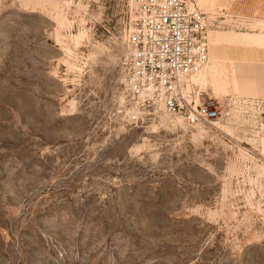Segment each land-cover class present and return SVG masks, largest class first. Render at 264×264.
I'll return each mask as SVG.
<instances>
[{
  "label": "rangeland",
  "instance_id": "rangeland-1",
  "mask_svg": "<svg viewBox=\"0 0 264 264\" xmlns=\"http://www.w3.org/2000/svg\"><path fill=\"white\" fill-rule=\"evenodd\" d=\"M132 1L0 0V264H264V101L208 78L213 126L130 109Z\"/></svg>",
  "mask_w": 264,
  "mask_h": 264
},
{
  "label": "built area",
  "instance_id": "built-area-1",
  "mask_svg": "<svg viewBox=\"0 0 264 264\" xmlns=\"http://www.w3.org/2000/svg\"><path fill=\"white\" fill-rule=\"evenodd\" d=\"M190 0H133L120 57L122 94L134 111L160 110L189 127L213 126L217 102L193 87L208 64L213 25Z\"/></svg>",
  "mask_w": 264,
  "mask_h": 264
},
{
  "label": "crops",
  "instance_id": "crops-1",
  "mask_svg": "<svg viewBox=\"0 0 264 264\" xmlns=\"http://www.w3.org/2000/svg\"><path fill=\"white\" fill-rule=\"evenodd\" d=\"M199 11L233 9L240 13L254 11L264 18V5L258 3L238 5L239 0H190ZM264 23V20H256ZM249 34L208 33V64L195 79L198 84L217 81L238 93L264 101V39ZM213 81V82H214ZM206 93V91L204 92ZM210 94V91L206 93Z\"/></svg>",
  "mask_w": 264,
  "mask_h": 264
},
{
  "label": "bare ground",
  "instance_id": "bare-ground-1",
  "mask_svg": "<svg viewBox=\"0 0 264 264\" xmlns=\"http://www.w3.org/2000/svg\"><path fill=\"white\" fill-rule=\"evenodd\" d=\"M202 71H203V70H202ZM202 71H201V72H202ZM201 72H200V73H198L196 76L192 77V78H191V80H193V79L195 80V79H196V78H197V77H198V76L201 74ZM191 80H190V81H191ZM191 84L193 85V83H192V82H191ZM193 86H194V85H193ZM178 121L180 122V120H178Z\"/></svg>",
  "mask_w": 264,
  "mask_h": 264
}]
</instances>
